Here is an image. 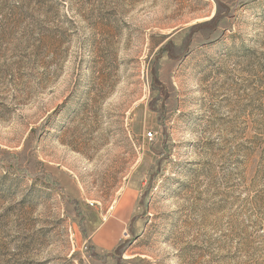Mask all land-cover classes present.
<instances>
[{"label":"rangeland","instance_id":"1","mask_svg":"<svg viewBox=\"0 0 264 264\" xmlns=\"http://www.w3.org/2000/svg\"><path fill=\"white\" fill-rule=\"evenodd\" d=\"M0 264H264V0H0Z\"/></svg>","mask_w":264,"mask_h":264}]
</instances>
